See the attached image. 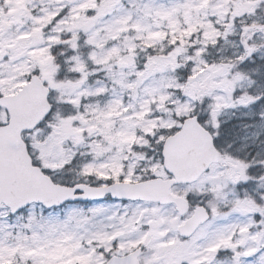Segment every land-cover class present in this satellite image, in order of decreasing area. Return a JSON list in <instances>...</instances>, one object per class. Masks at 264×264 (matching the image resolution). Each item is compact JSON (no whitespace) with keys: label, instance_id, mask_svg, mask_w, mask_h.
I'll use <instances>...</instances> for the list:
<instances>
[{"label":"snow or ice","instance_id":"6c2138e0","mask_svg":"<svg viewBox=\"0 0 264 264\" xmlns=\"http://www.w3.org/2000/svg\"><path fill=\"white\" fill-rule=\"evenodd\" d=\"M0 264H264V0H0Z\"/></svg>","mask_w":264,"mask_h":264}]
</instances>
